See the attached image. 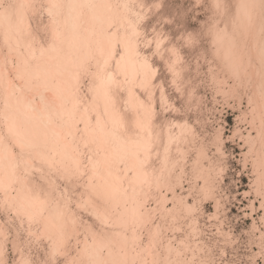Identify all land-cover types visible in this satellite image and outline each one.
<instances>
[{
  "label": "rangeland",
  "instance_id": "374dc122",
  "mask_svg": "<svg viewBox=\"0 0 264 264\" xmlns=\"http://www.w3.org/2000/svg\"><path fill=\"white\" fill-rule=\"evenodd\" d=\"M15 1L16 0H10V1L0 0V12H2L1 8L2 10H4L3 8H6V7L10 8L9 6H11V9L14 10V8L16 7V2L18 0L16 2ZM44 1L45 0H33V2L31 0L29 1L31 2L30 4L34 5L33 9L35 11L29 10L33 15L30 12L25 13L24 8L20 10L21 12L23 11L24 13L23 12L22 13L25 14L24 16H27L26 18L30 20L29 24H31L32 29H34L32 30L29 24L27 23L29 22V20L26 21V23H24V25L26 24L30 27L31 32L33 33V34L30 33L31 38L29 39L28 42L31 43L32 47L34 46L33 48H35V46L37 48L38 46L37 49L36 48L34 49L35 55L31 56L28 53L29 55L28 57V55L26 54L28 52L27 49H24L25 46L21 48L22 47L21 45H20L21 47L19 48V51L20 49H22L21 50L22 54L21 52L19 54L18 51L17 52L12 51L14 50L12 49L13 41L12 40L8 41V40L13 37H10L8 33L5 31V29L2 28V26L0 28L1 30L0 40L5 39L6 41L7 40L6 38L8 37L7 43H9V45L11 44L10 46L4 45L6 42H3L4 40L3 41L1 40L2 42L0 41V57H4L0 59L1 61H3L2 64L0 63V67L2 66L0 70L3 69L0 71V76H5V77L0 78V93H1L0 94V102H1L0 111L4 113L2 115V113L0 112V118L2 117L0 120V135H1L0 142L3 145L2 142H4V140L6 139L5 143L7 144L9 143V148H11V151H14L13 155L15 154L14 156H18L16 158L17 159L19 158L21 163L20 162L19 164L17 163L18 164L17 169L21 167L20 164H22L23 160L26 159V157H28L29 159V154L30 153L34 154V152H30V151L28 152L26 148V150L24 149L23 151L24 152L27 151L26 152L27 154H24L22 151H20L23 153L21 154L22 155L21 156L18 151L20 144L16 141V138H12L11 136L7 137L8 136L7 134H9L8 130L10 129L9 126L12 123L10 120L12 119L11 116L16 112L19 113V110L17 109L19 103L17 102V104H15L16 101L14 102L13 100H10V99L13 98L15 100V97L17 98L19 96L23 97L27 95L25 99L32 100L30 102L34 101L35 102L33 103L34 107L37 106L35 109L38 110V107H40L39 110L44 111V113L47 112V114H49L50 111L51 113H53L52 110L54 109V107H52L51 105H57V104H54L55 101H58L56 103L58 104L60 103V105L62 103L61 99L58 98L59 96L58 97L55 96L57 95L55 93L56 92L55 87L53 86V88L55 89L54 92H51L52 90H49V88H52V85H54L53 83L50 84L46 82V84L47 83L48 84L44 86L45 88L40 87V86H43L45 82L41 81L40 78H37V77L33 78L34 76L32 77L28 76L27 73L25 72L26 70L23 69V66H22L23 64L22 65L18 64V62L20 61L23 62V59L27 56L26 58H28V60L31 59L32 57L33 61H31L32 60L31 59L30 60L31 63L29 62L30 64H27L28 61L26 59L25 62L26 61L27 62L26 63L23 62V63L30 66L31 64H34V62L38 61L39 59H42L40 58V55L37 54L38 52H41V51L43 52L44 49L46 50L49 49V44L51 42L50 35H53L54 33V31H52L53 32L52 33L50 32V30L53 29L54 24L57 26V23H54L55 20H52V17L54 18L57 14L52 15L55 12L52 13L48 9L50 6L52 7L51 4L49 5L50 0H46L45 2ZM112 1L113 3L117 2L115 4V6L116 5L118 6V7L116 6L117 8H120L122 10L124 8L125 10H127L125 11V15L126 14L129 15V16L128 15L126 16L127 21L128 20L129 22L132 21L130 23V24H133L132 29H135L136 27V29L134 30L135 33H133L131 36H132V40L133 41L135 40L136 42V46L138 49L137 52L139 53V55L140 54L142 55V56L140 55L141 57H144V58L146 57L145 59L147 61L149 60L148 61L149 69L147 70L149 73L148 72H147L148 74L146 73L147 74L146 81L148 80L147 81L148 83L144 80H141L139 78L141 77V75L138 73L134 77V80L132 81L133 83L131 82L130 84V87H132L131 88L132 95H134L135 97V94H136V98L141 100L140 102L141 104L143 103L142 104L143 107L144 106L148 107V105L150 104L149 108L152 114L150 123L152 124L154 131L157 134V139L155 140L153 147L149 150V154L145 160V164L143 163L144 166L141 164L143 161L142 162L140 161L139 163L141 164V166H143L142 168L144 169H145V166L146 168L149 167L148 169L152 170L151 171L152 175L154 173V176H153L154 178H156L157 175H159L157 178L161 179L160 180L156 178V180H159V181L155 182L156 184L155 185L153 184L152 185L153 187L151 186L149 188L148 193L146 192L147 194L145 195H147V197L146 196L145 197L147 199L142 200L143 198H139L141 201L145 202V207L143 206V208L144 210L148 211V214H149L148 219H146L144 223L139 222L140 225L138 223H133L134 225L131 223H128V225L131 224L132 227H130V225L128 226L127 223L125 224L124 222H122L123 224H125L123 227V225H120V222H119V225L117 226L118 221L116 220L117 218L116 213L119 214V211L123 206L122 207L120 206L121 208L116 207L117 212H116V208H114V210L112 209L114 212L111 209L109 210L108 208V210H106V213L108 211L109 212L111 211L110 212L111 214L109 213L106 214L105 215L106 217L103 214H101L103 213V211L105 212V210H103L102 212L97 211V213L100 212L98 213L100 214L99 219H97L98 214L96 213V210L94 208L91 209V211H93L94 214L93 212L91 213L89 211L90 208H92V206L88 204L90 202H88L86 199L88 195L90 196L89 194L90 189H88L89 191H87L88 192L87 194V192L85 191L84 188H82V186L83 187L86 186V189H87L88 183L86 182H87L88 177L87 178L85 177L87 174L84 173V171L88 172L86 170L88 167L87 164L89 163L88 161L89 158L87 159V156L88 157L90 156V153H88L90 151L88 147L84 146L80 142V139H78L77 135L81 136L80 133H83L81 130L82 129L81 125H83V123L80 122L82 121L80 120V118L84 120L83 115L84 113L87 114L89 110L88 108H90V106L88 105L92 103L91 102L92 99L90 97L91 96L90 93L92 91L90 87H92V83H93V81L91 80L92 74L93 72L96 73L99 71V70L97 71L94 69L99 68L96 66L99 62L103 63L102 65L108 62L107 63V66H108L110 63L108 60H111V59H107V62L105 60L102 61L103 60L101 59L102 57H100L99 55L96 56L95 54L94 57H96L99 60V62L96 58L95 59L92 58L91 60L87 61V63L86 62L84 63V67L82 68V71L79 72L78 70L79 73L85 74L84 76H82L83 74L82 75L78 74L79 75L78 77L79 86L77 88L79 89H78V96H77L78 99L77 100H78L79 105H77V108L72 106L76 109H79L77 110V112L79 111V113H77L78 116H75L76 110L74 111V113H73V110L72 111L70 110L72 107L68 109L70 107V104H68L69 102L66 103V107L69 106L68 108L65 107V104L64 106L61 105L62 109L65 108V109L70 110L71 115L72 116L74 115V118H76V120L78 119L77 121L78 123L75 122V125H72L73 119H72V123H70L71 125L69 124L70 127H72L73 129L72 130L70 128L69 130L70 131L72 130L71 134H73V132L76 133V135L75 133L73 135L76 136L75 138L77 141L74 139L76 141L75 142L73 139H71L73 135L71 136L70 134H68L67 129L65 133H67L66 135H70L71 137L70 136L65 137V134H63L64 129L62 133L61 131L59 132L61 135L59 133L57 134L59 135V137L55 136V137H58L57 138L58 140H61L62 136L64 135L65 138L63 139L64 140L67 139V143L70 142L68 141L69 138L72 140L70 142L72 143L70 144V146L71 145L78 146L79 149L74 147V150L75 148L80 150V151L77 150L79 154L83 152L80 154V155L82 154L83 155L78 157L79 159H81L83 163L81 162L82 164H79L78 166L81 165L83 167V165L85 166V163H86L87 165L86 169L82 171L81 170L82 168L78 167L80 168L79 172L80 171L83 172V173L80 172L78 174L77 173L78 171H76L75 168L71 166L72 163H69L70 164L69 167L70 166L72 167L70 168L69 171L68 169H65V167L61 168L62 163L65 165V162L66 161L69 162L70 160L69 161L65 160V162L64 161L60 162L58 161V157L56 158L57 161L55 158H54L55 160H53L50 157H52L51 154L53 153L54 150L50 149V152L51 151L52 152L49 153V151L45 147L44 148L41 147L43 144L40 146L41 148L39 149L41 150L42 148L44 150L46 149L45 150L47 151L46 154H44L45 151H43L44 153L42 152L41 154H39V152L41 151L38 150L39 151L38 152L35 149L29 148V150H32V151L35 150V153L37 152L38 154H34V156H31L30 154V159H29L31 160V162L29 161L30 163L29 162L26 163V160H24L25 161L24 165L25 163L26 165L28 164V166L26 167L24 166L27 171L24 170L25 169L24 167H23L24 169H22V167L19 168L18 169L19 171L16 169V171L18 172V176L19 174H21L23 178L25 177L24 179L27 180L26 182H30L32 184L34 183V185H37V184L40 185V186L37 185L36 187L39 189V193L42 196V198L47 199V197L52 193L54 196V199L52 197V200H51L52 204L54 205L56 204L57 200L55 199H57V197H58V200L60 199V201H61V198L62 199L65 198L64 200L65 202L66 200H68L66 203L68 207H66L67 205L65 206L68 210L67 212H65L64 210V212L68 213L70 211L73 214L72 213L69 214L70 213L69 212L68 213L69 215L66 214L64 216L63 213H61L60 211L58 212H60L61 215L63 214V216L68 219H69V216L76 215L78 222H75V224L76 223L79 224V226L76 225V229L78 227L80 229H77V233H76L75 228H73V225H71L72 222H68L67 225H69L70 223L72 227V228L69 227L70 229L69 231L71 233L69 236L71 237L67 236L68 240L62 246V249H60V251L58 250V248L56 252L50 249V247H52L51 245L52 239L48 237L45 239L44 237H46V235L48 236L49 234H47L48 232L46 231L43 234L44 229L41 230L42 227H44L42 225L44 221L42 220L43 216L47 215L45 213V210L43 209L44 213L42 211L43 213V215H41L42 221L40 219L39 221L34 220L37 217L33 218V220L32 219L29 220L28 219L29 216L27 217L28 214L27 213H26L27 215L25 214L24 212L25 210H23V208H20L23 211V212L20 211L22 212L20 214H23V215L21 216L20 214H18L19 208L16 207V203H15V207L13 208L12 206L13 203H10V202L15 200L14 199L15 194L13 195V193H15L16 189L19 190L20 185L16 183L20 181L15 180L13 183V179H11L10 181L11 177L8 176L9 181L14 186L10 185L11 183H8L9 185H7V187L4 186L6 187L4 189L5 190L9 189V191L8 190L2 191L4 189L1 188L2 186H0V251L3 250L1 251L2 252L1 256L4 259L3 260L1 257V260L4 261L5 264H19L20 262L22 263L24 261L28 262L27 260L29 258L30 259L29 261L31 262H28V264H35V263L39 264L41 260H51L52 258L54 259L56 257V260L57 259L59 261L64 260L66 264L67 262H70V260L76 261L78 264H81L82 261L84 264H86L85 261L88 260L90 264H92L90 259H88L90 257L88 255L89 253L86 254L84 252L86 260L84 259V257H80V256H84L83 253H81L80 255V251H81L80 247H81L82 242L84 243V241H87V240L89 242H92L93 236H92V239L91 237H89L92 235V233L94 234V236H97L98 238L102 236L104 237L103 239L106 242L108 241L109 243L106 246H110L111 250L113 249L114 252L116 253L118 252L117 256L118 255L121 256L124 254L118 251V249L116 248L118 246L114 245L116 247H113L114 239H113V244H111L112 240L110 242V239H109L110 236H108V234L111 235L110 233L112 230H113L112 235L115 233H118L120 230L119 232L120 234L121 232H123L122 233L123 235L127 233L125 234V236L129 234H133V233L135 234L136 232L138 236V240L137 238L134 239L135 237H137L134 235L133 239L137 240V243L133 240L134 242L132 243L133 244L136 243V244L134 245V248H131L135 250L133 251L130 250V251H131V254H133L134 251L138 253L140 252L139 255L138 253H136L137 256L134 253V256L136 258L142 257L143 259L140 258L141 260H144V258L146 257L145 262L147 263L142 261V263L140 264H154L155 261L157 262L158 260L160 262H158L157 264H162V263L164 264L166 263L167 264H199V263L200 264H264V254H262L264 253V0H122L124 2H122L121 0H111V2ZM67 2L69 1L67 0ZM10 4L12 5L14 4L15 6L13 5L14 7L12 8V5ZM123 4H124V7H123ZM24 6L25 8L27 7L26 5ZM46 6H49V7H46ZM126 6L128 8H126ZM20 7H23L21 6V2L19 5V8ZM17 8H15V10ZM19 8L17 10H19ZM27 9H32V8H29L28 6ZM50 9L52 10V8ZM65 9L66 7H63V10ZM30 15L32 18L28 17ZM108 17L109 16H107V18ZM61 18L62 19L65 18L63 13H61ZM113 20L115 22L112 21L113 24H111L112 22L110 21V25H109L108 24L109 19H108L107 25H108V28L112 26V28L110 29L111 31L112 30L114 31V32L112 31L113 33H116L115 31H118V34H116L117 40H119L118 35H120L121 31L122 32L124 31L123 32L124 35H126V33L129 34L128 30L130 29L128 28L129 27L128 22H127L128 24H122L121 28H119V25H121L120 22L117 25V20H115V18ZM31 21L34 22L35 25ZM12 23L13 21L11 22V24ZM52 23L54 24L51 25L52 26L51 27L50 24ZM107 25L105 24L104 27L107 28L106 27ZM113 27L116 30H114ZM108 28L106 29V31L108 30L109 32H111ZM117 28L119 30H117ZM1 32L3 33V35ZM12 34L13 32L11 30V35ZM4 35H6L7 37ZM32 36L34 38H32ZM116 38L111 39V40L110 38H108L110 41L107 38L106 39L109 41V43L114 40L116 44L118 43L121 44L119 41L115 40ZM30 40L31 41L33 40V42H31ZM108 41L106 42L107 44H108ZM116 44L112 45V47L113 46H114L113 48L118 47L120 51L118 48H116L118 51L116 49L113 50V54L117 51L115 54L119 56L122 50L119 44L117 46ZM3 45L7 46L6 48L8 47L9 48L6 49ZM109 45H111V43ZM40 46L41 48H44V49L41 50L39 48ZM23 49L24 51L25 50L26 51L23 52ZM10 52L13 55V58ZM15 52L16 54L18 53L19 56L14 54ZM118 52H120V54H118ZM24 53H25V57L23 58ZM14 55H15V58H14ZM41 55L42 57H44L43 54ZM114 55H112L111 58H114ZM7 56L10 60L7 58ZM34 56L37 58L34 59ZM118 56L115 59H117ZM18 58L22 60L19 61ZM174 58H176L177 60L176 59L174 60ZM43 59L39 60V62L41 61L42 63ZM115 59H114V62H113V59L111 60L113 63L111 62L112 64L108 66L107 68L110 69L109 71L114 72L115 75L113 74V76L116 77L117 83H118L119 80L120 82L122 81V78H121L122 75L120 76V73L115 72V67H116ZM9 62L11 63L13 62L12 65H10ZM101 63L99 64L101 65ZM44 65H47V64H44ZM19 66L22 68H20ZM32 66L34 67V65ZM102 67L103 66H101L100 69H102ZM19 68L21 71H23L28 76V78H30L31 82H29V79L25 80L27 76L24 75V73H22L21 71H19ZM29 68H32V67H29ZM150 69H152L153 72L152 70L150 71ZM17 70L19 71V73H21L20 75L22 74L24 75L22 77L23 79L17 78V76H20ZM1 72H5V73L1 74ZM6 73L9 74V76ZM149 75H150V78H149ZM7 77H8V80L11 81L12 83H10L6 79ZM4 78H5V81H4ZM137 78H138V81H137ZM24 81L26 84L24 83ZM26 81H28V83ZM139 82L140 83L143 82L142 84L143 86L146 83L148 84V86L146 85L147 88L143 87L145 91L143 90L142 86L139 85ZM3 83L5 84L7 83V85L9 86L4 87L5 84ZM39 83H40V86H35V87L33 86V88L29 87L31 85H39ZM54 83L56 84L57 81ZM135 83L136 84L138 83V84L136 85ZM27 84H29V86H27ZM11 85L15 86L16 89L15 88H14L15 90L12 89L13 87ZM22 85L23 86L25 85V86L23 87ZM87 85L90 87H88ZM115 86H114V92L116 91L117 93L116 96L118 98L120 96L121 98V99L120 98L117 99V102H116L117 104L115 103L116 104L115 107L117 109L118 108L122 109V112L123 113L125 112V115L127 114L126 116L129 117L130 115H132L130 114V112L132 111L131 109H133L134 107L132 104L128 103V101L126 100L125 91L127 90L124 89L125 85L124 87L119 86V85L118 86L115 85ZM9 87H11L12 91L8 90ZM17 88H19L21 91ZM39 88L40 90L42 89L41 90L42 92L43 90H45L43 95L39 94V91H40ZM121 88L123 89L121 90ZM147 89H148V92H147ZM5 90H8L6 91L8 94L10 92L9 100L7 99L9 95H7L6 92H5L6 94L3 92ZM23 90L25 93L23 92ZM12 92H15L14 95H12ZM31 92L33 94L37 92L36 94H34L36 96L32 95ZM49 92L52 95H50ZM37 94L43 96V99L41 96L39 97ZM3 96H7V97H3ZM49 96L50 97L52 96L53 98H50ZM2 97L5 98V102ZM54 97H55V100H53ZM56 97L58 100H56ZM136 98L134 99L137 100ZM164 98L167 100V102H165L166 100ZM41 99L44 101H42ZM121 100L122 101L126 100L125 102L127 103L122 102ZM51 101L54 103H49ZM27 102L29 103V100ZM44 102H46V104L48 102L47 105L50 107V111H49V107L45 106L46 104ZM4 103H6V105ZM8 103H10L11 107L12 106L14 107V111H12L13 109L11 108V111L14 112V113L11 112L12 113L11 116L7 114L8 110H6L7 112L2 110L3 107L6 108ZM84 103L87 104L86 110L83 108H80V105L81 107L83 106L84 108L86 107ZM43 104L45 107H43ZM117 105L119 106L117 107ZM122 105H124L125 107ZM15 106H17V108ZM28 107L34 108L32 104H30V106L28 105L27 109ZM58 108H59L58 109V113H59L60 107ZM129 108H130V111H129ZM6 109H9V108H6ZM91 109L92 108H90V110ZM68 110L66 111L64 110V111L67 112L68 114L69 113ZM90 110L88 113H90V118H91V116H95V114L92 112L93 110L92 111ZM81 111H83V114H81L82 113ZM136 111L138 112L139 116H141L140 114L143 115L141 108H140V111H139V108ZM20 113L22 114L23 112H20ZM24 114L25 113H23L22 116ZM67 114H65L67 116L66 119L70 120V117ZM79 114L81 115V117L79 116ZM5 117L6 119L8 118L9 120L8 119L6 120ZM93 119L94 117H92V121ZM23 120H25V118ZM6 122L8 123L7 125H6ZM9 122L11 123L9 124ZM64 122H66V120ZM4 128L6 129V131ZM74 128H77V129L74 130ZM58 129L56 130L58 131ZM12 130L14 131L13 128ZM11 131H10V134L12 133L15 136L16 132L14 131L13 133V131L12 132ZM57 131L52 130L51 132H49L48 130L46 132L45 130L46 133H44V135H47L48 132H49L48 135H50V133L52 134V132H57ZM52 135L49 138H51L52 140L53 139L55 140V138H53ZM60 136H61V139H60ZM10 137L12 138L11 139L12 141H10ZM49 138H47V140ZM165 138H166V141H165ZM58 140H57V143L59 142ZM13 141H16V144L18 143L19 146L17 147L15 142ZM51 143L52 141H50L48 145L46 143L44 144H46L45 146H48L47 148H50L49 145ZM54 143H52L51 145H54V147L59 148L60 145L55 143L58 145L57 146ZM7 144L5 146L7 147L6 149L8 150ZM39 145L40 143L38 145L36 144L35 146L33 145L34 146L33 148H35L36 146L39 147ZM5 146H2V147H5ZM13 146L14 147L16 146L17 149L14 148ZM25 147L26 146L24 147L21 146L22 149ZM51 147L53 148V146ZM81 147H82V150H81ZM71 149L73 150V148ZM74 150L72 154L73 153L75 154L76 151ZM69 152L67 151V153ZM78 152L76 153L77 155H79ZM16 153H19V154H16ZM42 154L43 155L50 154L51 156L49 155L50 157L48 156L47 160H48V163L51 162L52 164L48 165L46 160H44L43 158L38 159L40 158L38 155L43 157ZM70 154L71 152L69 153V155ZM84 154H87V155H84ZM24 155L26 156L23 157ZM19 156L21 157V159ZM19 160H17V162ZM78 160L76 161V163L78 162ZM53 161H55V163ZM86 161H88V163ZM7 162L8 161L4 163H7ZM58 162L61 163V165ZM67 162L65 165L66 167H68ZM56 163H58L57 166H56ZM74 163H75V160L73 161V164ZM29 164H32L31 165L32 168H30ZM147 164H148V167H147ZM73 168L76 172L72 170ZM120 168H121V165H120ZM63 169L66 171V173L62 174V172L60 171L61 170L64 171ZM53 170L55 173L53 172ZM25 171L27 173H25ZM68 172H69V175L67 174ZM61 174L63 178H60ZM82 174H85V175L82 176ZM129 174H131V172H128V176H130ZM163 176H166V177H163ZM51 177L54 179H52ZM68 177H71V178L68 179ZM203 177H205L206 179ZM207 177L210 179H208ZM26 178H28L29 181ZM66 178L69 180L68 182ZM164 178L167 180L169 184L165 182ZM30 180H32L33 182ZM205 180L207 182H204V183L207 185L203 184V181ZM9 181L7 180V182ZM162 181L165 183L163 184ZM210 184L212 188L210 187V190H208ZM8 186H11V188ZM64 186L67 188V190L64 188ZM13 187L15 188L12 189ZM49 188L50 189L52 188V189L50 190ZM48 189L52 191L51 193H49V195H48V192H49ZM54 189H57V190H54ZM83 189L86 192V195L84 192H82ZM211 189L212 190L214 189L213 192H211L212 191ZM58 191L59 193H62V192L63 193L57 194ZM174 191L176 192L177 195L175 194ZM172 192H174L176 197L179 196V198L173 199L175 195L174 194L172 195ZM10 193L12 194V197H10L11 196ZM64 194L67 197H65ZM60 201H59V204L61 203ZM79 201L81 202V204L79 203ZM63 202L60 204L61 206L62 204H65V202L64 203ZM82 203L84 205H82ZM50 205L49 207H47L48 204H46L45 206L47 208V213L48 211H49L48 214H52L53 212L56 213V211L54 210L53 212L51 211ZM184 205L190 206V211L184 210L185 209ZM48 208L50 210H48ZM58 212L57 214L60 215V213ZM88 212H90V214ZM112 212L115 213L114 216ZM15 213H17L18 215H15ZM96 214H97L96 216L97 218L95 217ZM53 215L54 213L51 215V218H53ZM101 215L104 217L102 218ZM107 215H112L115 220H112L113 219L112 216H110L111 218L108 217L110 220H106L105 218H107ZM41 217L39 216L38 218H41ZM54 217L56 216L54 215ZM104 219H105V222L107 221V224L104 222ZM53 220H55V218ZM32 221H34L35 224ZM83 221H85V224ZM102 221L104 222L105 225L103 224ZM114 221H117L115 223L116 224L115 226H113ZM110 223L112 224L111 226L109 225ZM86 224H87V228H86ZM135 224H138V225H135ZM83 225L85 227L82 228L81 226ZM103 225L106 227H104ZM92 226L94 227V229ZM32 227L34 228V230ZM116 227L118 228L120 227L122 230L119 229L117 230L118 231L117 232L116 229L118 228ZM129 227L131 230L129 229ZM107 228L108 229L111 228V229L108 230ZM73 229L75 231L74 233L72 232ZM86 229H89L90 231L94 230V232L98 233V235H99V232L102 231V229L104 231L107 229L108 230V231L106 230L107 233L105 234L104 232V234L105 236L107 235L108 237L106 236L107 237L106 239V237L103 235L102 232H101V235L99 236L95 234L93 231L91 232L89 231L90 232L89 233L88 230ZM133 229H135L134 232H133ZM39 230L42 232H40ZM78 230L80 231V233H78L79 232ZM30 231L33 233H29ZM150 231H151V234H150ZM153 231H156L157 236L152 235ZM38 233H41V234H38ZM119 233L117 234V237L119 236ZM79 234H81L82 236ZM83 235L85 236L87 235L86 236L87 238ZM151 235H152V238H151ZM132 236L129 235L128 237H130L131 239ZM155 236L157 237V239ZM112 237L115 238L114 235ZM117 239L120 240L119 238ZM46 241L47 242L50 241V242L47 243ZM73 241H75V243ZM130 241H132V239ZM146 241L148 242L146 243ZM195 241L196 242L198 241V242L195 243ZM118 242L119 241H117V243ZM129 242H128V245L129 244L131 245L132 243H129ZM13 243L14 244L16 243V244L14 245ZM47 244L51 246L49 247ZM133 244L130 247H133ZM195 244L196 246L194 247ZM118 245H120V242ZM137 245L139 247L144 246L145 247V248L143 247L144 250L143 248L137 247ZM151 247H154V248L152 249ZM79 248H80V251H79ZM48 249H50L49 250L50 253L54 254L55 252L56 255L55 256H53V254L46 255ZM145 249L147 250L146 251L147 253H144ZM172 249L175 251H172ZM77 250L79 251V253L77 252ZM103 250H102L103 253H107L105 252L107 251L105 250V248ZM120 251L122 252V249H120ZM197 251H199V253ZM61 252L63 253L62 255L63 257H61V254H60ZM64 252L66 253V255H64L65 254ZM141 252H142V255H141ZM58 253L60 254V256ZM152 253L153 255L155 254L157 257L160 256L159 259L154 256L157 259L153 261V263H151L152 262L151 259L153 260L155 258H152L153 256ZM143 254H144V257H143ZM50 255H52L53 257H51ZM48 256H50L51 259H49L50 257ZM73 256L75 257V259H71L73 258ZM66 257L68 261L65 259ZM105 258L107 259V257ZM136 258L134 257L130 258V264H132L133 260H134L133 264H139L137 261H140V259L137 258L138 259L137 260ZM135 259L137 260L136 262H135ZM109 260L107 261L109 262ZM179 260L180 262H178ZM88 261H87V264H88ZM127 261L126 263L129 264V259Z\"/></svg>",
  "mask_w": 264,
  "mask_h": 264
},
{
  "label": "bare ground",
  "instance_id": "6f19581e",
  "mask_svg": "<svg viewBox=\"0 0 264 264\" xmlns=\"http://www.w3.org/2000/svg\"><path fill=\"white\" fill-rule=\"evenodd\" d=\"M10 1V0H9ZM17 1V0H16ZM15 1V2H16ZM30 0H18L17 2H19V3H17L16 2V7L15 8H17V6H18V8H19V5H20V2H21V6H23V7H20L19 8V10H15V8H14V10L13 9H11V6H9L10 8H3L4 10H2V8H1V11L2 12H0V28H1V26H2V28H4L5 29V31L8 33V35L10 36V37H13V38H11V39H9L8 40V37L6 36V35H4V36H6L7 38V40L8 41H13V47H12V49H14V50H12V51H18L19 52V54H20V52H21V54H22V49H20V51H19V48L21 47V48H23L24 46H25V48L24 49H27V55H28V53L32 56V55H35V53H34V49L36 48V46H35V48H33L32 47V45H31V43L30 42H28L29 41V39L31 38L30 37V33L31 34H33L32 32H31V29H32V27H31V24H29L30 23V20L29 19H27L26 17L27 16H24L25 14H23L20 10L21 9H23L24 8V11H25V13L26 12H30V11H35L33 8V6L34 5H32V4H30L31 2H29ZM32 2H33V0H31ZM46 1V0H45ZM44 1V2H45ZM69 2H67V0H50V3H49V5L51 4L52 5V7L50 6H46V7H49L48 9L52 12V13H54V14H52V15H55V14H57L54 18L52 17V20H55V22L54 23H57V26L54 24V23H52V24H50V26L51 25H53L54 24V26H53V29H51V27H50V32H52V31H54V33H53V35H50V44H49V49H48V47H47V49L48 50H46V49H44V48H41V46L39 47L41 50H43V52L41 51V52H38L37 54L38 55H40V58H45V59H43V61H42V63H41V61L39 62V60H42V59H37L38 61H36V62H38V63H36V62H34V64H31L30 66L29 65H27V64H30L31 62H30V60L31 61H33V58L31 57V59H29L28 60V58H26L25 57V53H24V56H23V62L24 63H26L27 61V64H24L22 61H20V60H22V59H19V61L20 62H18V64L20 65H22L23 66V69L24 70H26L25 72L27 73V75L28 76H34L33 78H40L41 79V81H43V82H45L44 83V85H43V83H42V85L43 86H40V83H39V85H31V86H29V84H27V86H29L30 88L32 87L33 88V86L35 87V86H40V87H44V86H46L48 83H53L54 85H52V88H53V86L55 87V89H56V94L57 95H55V96H59L58 98L59 99H61V105H63L64 106V104H65V107H66V103L67 102H69L68 104H70V107L68 108V107H66V108H68V109H70L72 106H74V107H76L77 108V105H79L78 104V98H77V96H78V89L79 88H77L78 86H79V84H78V77H79V75L78 74H81V73H79L80 71H82V68L84 67V63L86 62L87 63V61H89V60H91L92 58L93 59H95L96 57H94L95 56V54H96V56L97 55H99L100 57H102L101 59H103L102 61H106L107 62V59H113V62H114V59L118 56V55H116L115 53L118 51L116 48H118V47H116L118 44H116L115 43V41L113 40L112 42H110L111 43V45H109L110 43H109V41L111 40V39H114V38H116V34H118V31H115L116 33H113L112 31H111V29L110 28H112V26L110 27V28H108V25H107V23L110 25V21L112 22V21H114L113 19L115 18V20H117V25L119 24V22H120V24L121 25H119V28H121V26H122V24H128L129 25V29L130 30H128L129 31V34L128 33H126V35H124L123 34V32L121 31V33H120V35H118L119 36V40H117V38L115 39V40H117V41H119L121 44H119V46L121 47V54H120V52H118V54H120L119 56H118V58L117 59H115L116 61V67H115V72H117V73H120V76H121V78H122V81L120 82V80H119V84L117 83V79H116V77L115 76H113V74H114V72L113 71H109L110 69H108L107 67L108 66H110L113 62L111 61V60H108L110 63H109V65L107 66V63H105L104 65H102L103 63H101V62H99V60H98V62L99 63H101V65L98 63H96L97 65V67H99V68H97V69H94V70H99L98 72H96V73H94L93 72V74H92V81H93V83H92V87H90V86H88V87H90L91 88V93H90V91H89V93L91 94V99H92V103L91 104H89L88 106H90V108H92L91 110H90V108H88L90 111H92L94 114H95V116H91V118H90V113H88L89 112V110H88V112L87 111H85V112H87V114L86 113H84V120L82 119V118H80L81 117V115L79 114V118H80V120H82V121H80V122H82L83 123V125H81L82 127V132L83 133H80V135L81 136H78L77 135V137H78V139H80V142L84 145V146H86V147H88L89 148V151L90 152H88V153H90V156L88 157L87 156V159H88V161H89V163H88V161H86L88 164V167H87V165H86V163H85V166L83 165V167L80 165V166H78L79 164H82L83 162L81 161V159H79L78 157L79 156H82V155H80L81 153H83V152H81L80 154H79V152L78 151H80V150H78L79 148H78V146H74V145H71V146H73V147H71L70 146V144H72V143H70L72 140L71 139H75L76 140V133L75 132H73V134L75 133V135H73V134H71V132H72V127H70V123H72V119H73V123H72V125H75V122H77L78 121V119L76 120V118H74V115L72 116L71 115V112H70V110L72 111L73 110V113H74V111L76 110V115L75 116H78V114L77 113H79V111L77 112V110H79V109H76V108H74V107H72L70 110H68V109H65V108H63L62 109V107H61V105H60V103L58 104V103H56V102H58V101H55V103L54 102H49V103H54V104H57V105H51V104H49V105H51L52 107H54V109H56L57 110V112H56V110H54L53 108H51V109H53L52 110V112L53 113H51V111H50V107L47 105L48 104V102H47V104H46V102H44L46 105L45 106H47V107H49V114H47V112L46 113H44V111H42V110H39L40 109V107H38V110L37 109H35L37 106H35L34 107V104L33 103H35L34 101L33 102H30V101H32V100H30V99H25V97L27 96V95H25V96H19V97H15V100L12 98V99H10V92H9V94L6 92V91H8V90H11V87H9L8 88V90H5V91H3L4 93L6 92L7 93V95H9V97L7 98L8 100L10 99V100H13L14 102L16 101V103L15 104H17V102L19 103V105H18V108H17V106H15L18 110H19V113L18 112H16V113H14V112H12V111H14V107L12 106L11 107V105H10V103H8L7 104V106H6V108H9V109H6L5 107H3V109L2 110H4V111H6V110H8V112H7V114L8 115H10L11 116V114L12 113H14L11 117H12V119H10L11 120V122H9V124H10V129L12 130V128L14 129V131L16 132L15 133V136L11 133L10 134V129L8 130L9 131V134H7L8 136L7 137H9V136H11L12 138H16V141L20 144V146L18 145V143L16 144V141H13V142H15V144H16V146L18 147L19 146V153H20V155L21 154H27L26 152H24L23 150L25 149L26 150V148H27V150H28V152L30 151V152H34V154H38L37 152L35 153V150L36 151H41V152H39V154H41L43 151H45L46 149L49 151V153H51L50 152V149H52V150H54L53 151V153L51 154L52 155V157H50L51 155L50 154H47V155H43V157H41L40 155H38L40 158H38V156H37V158L38 159H44V160H46V162H47V164L48 165H50V164H52L50 161V163H48V160H47V157L49 156L50 158H52L53 160H55L57 157H58V161H64L65 162V160H70L69 162H67V166L68 167H66L65 165H66V162H65V165L62 163V165H61V163H59L60 165H61V168L63 167H65V169H68V171L70 170V168H72V167H74L75 168V170L76 171H78L77 173L79 174L80 172H82V171H84L85 169H86V167H87V171L89 172H86V171H84V173H86L87 175L85 176L86 178H87V182L86 183H88L87 184V189H86V186L85 187H83L82 186V188H84L85 189V191L87 192V191H89L88 189H90V196L88 195L87 196V201L88 202H90V203H88V202H86V203H88L89 205H91L92 206V208H90V212L92 213L93 211H91V209H95L96 210V213H97V211H103V210H105V212L103 211V213H101V214H103L104 216L106 215V214H111L109 211L106 213V210H108V208H109V210L111 209H113L114 210V208H116V207H118V208H121L122 206V208L120 209V211H119V214H117L116 213V215H117V218H116V220L118 221V224H117V226L119 225V222H120V225H123V227H124V225L127 223V225H128V223H131V224H133V223H138L139 224V222H145L146 221V219H148V211L147 210H144V208H143V206L145 207V202L144 201H141L139 198H143L142 200H144V199H147L146 197H147V195H145V194H147L148 193V190H149V188L154 184H156L155 182H158L159 180H156V178L159 176V175H157V177L156 178H154L153 176H154V173H153V175H152V170H150V169H148L149 167H148V164H147V167L148 168H146V166H145V169L144 168H142L144 165H143V163L145 164V160H146V158L148 157V154H149V150L153 147V145H154V142H155V140L157 139V134H156V132L154 131V128H153V126H152V124L150 123V119H151V116H152V114H151V111H150V108H149V105H148V107H143V103L141 104V100H139V99H137L136 98V94H135V97H134V95H132V90H131V88L132 87H130V84H131V82L134 80V77L139 73L140 75H141V77H139L141 80H144V81H146V78H147V74L149 73L147 70L149 69V65H148V61L144 58V57H141L140 55H139V53L137 52V46H136V42H135V40L133 41L132 40V34L133 33H135V29H136V27H135V29H132V27H133V24H130L131 22H129V20L127 21V18H126V16L128 15V14H126L125 15V11H127V10H125L124 8H123V10L122 9H120V8H117L116 6H115V4L117 3H113V1L111 2V0H68ZM122 1V0H121ZM35 2V1H34ZM51 2H53V3H51ZM115 2V1H114ZM122 2H124V1H122ZM12 3V2H11ZM42 3V2H41ZM40 3V4H41ZM119 3V2H118ZM15 4V3H14ZM13 4V5H14ZM32 6H30V5ZM127 4V3H126ZM10 5H12V4H10ZM12 5V8L15 6H13ZM24 5H26L27 7L29 6V8H32V9H27V7L25 8V6ZM36 5H37V3H36ZM39 5V4H38ZM48 5V4H47ZM53 6H54V8H53ZM2 7V6H1ZM38 7V6H37ZM63 7H66V9L65 10H63ZM121 7H122V5H121ZM123 7H124V4H123ZM50 8H52V10H54V11H52ZM126 8H128L127 6H126ZM26 9V10H25ZM133 9V8H132ZM28 10V11H27ZM30 10V11H29ZM36 10H38V9H36ZM49 10H48V12H49ZM16 11V12H15ZM36 12H38V11H36ZM31 13V12H30ZM61 13H63V15H64V19H62L61 18ZM128 13V12H127ZM32 14V13H31ZM29 15V14H28ZM33 15V14H32ZM37 15V14H36ZM51 15V16H52ZM23 16H24V18H23ZM38 16V15H37ZM50 16V15H49ZM107 16H109L108 18H107ZM129 16V15H128ZM28 17H31V15L30 16H28ZM40 17V16H39ZM32 18V17H31ZM51 18V17H50ZM106 18H107V20L109 19V21L107 22V20H106ZM113 18V19H112ZM27 19V20H26ZM36 19V18H35ZM112 19V20H111ZM13 21V23L11 24V22ZM29 20V22H27L28 24H29V26L31 27V29H30V27L28 26V25H24V23H26V21H28ZM32 22V21H31ZM52 22V21H51ZM115 22V21H114ZM128 22V23H127ZM33 24H34V22H32ZM49 23V22H48ZM47 23V24H48ZM46 24V25H47ZM105 24L107 25L106 27L111 31V32H109L108 30L106 31V29L107 28H105L104 26H105ZM111 24H113V22L111 23ZM35 25V24H34ZM114 25H115V23H114ZM113 25V26H114ZM116 25V26H117ZM131 25V26H130ZM56 26V27H55ZM116 26H115V28H116ZM36 27V26H35ZM118 27V26H117ZM4 29H2V30H4ZM55 29V30H54ZM113 29H114V27H113ZM11 30H12V32H13V34L11 35ZM32 30H34V29H32ZM36 30V29H35ZM39 30V29H38ZM114 30H116V29H114ZM117 30H119L118 28H117ZM1 31V30H0ZM49 31V30H48ZM4 32V31H3ZM5 32V33H6ZM34 32V31H33ZM2 33V32H1ZM48 33V32H47ZM109 33H111V34H109ZM49 34V33H48ZM2 35H3V33H2ZM35 35V34H34ZM42 35V34H41ZM135 35V34H134ZM133 35V36H134ZM38 36V35H37ZM36 36V37H37ZM51 36H53V37H51ZM2 37V36H1ZM39 37H41V36H39ZM48 37V36H47ZM3 38H5V37H3ZM32 38H34L33 36H32ZM51 38H52V40H51ZM108 38H110V40L108 41L107 39ZM136 39V38H135ZM3 42H6L4 45H8V46H10L9 45V43H7V40L5 41V39H1ZM0 40V41H1ZM42 40V39H41ZM1 41V42H2ZM31 41V40H30ZM108 41V44L106 43ZM116 41V42H117ZM160 41V40H159ZM31 42H33V40L31 41ZM41 42V41H40ZM48 42V43H49ZM113 42H114V44H113ZM10 43H12V42H10ZM3 44V43H2ZM42 44V43H41ZM116 44V48H113L112 47V45H115ZM3 45V46H4ZM21 45V46H20ZM35 45V44H34ZM38 45V44H37ZM44 45V44H43ZM138 45V44H137ZM159 45V44H158ZM2 47V46H1ZM5 48L7 47V46H4ZM31 47V48H30ZM9 48V47H8ZM8 48H6V49H8ZM18 49V50H16V49ZM37 48H38V46H37ZM36 48V49H37ZM45 48H46V46H45ZM24 49H23V52H25L24 51ZM117 50L114 54L116 55H114L113 54V50ZM119 49V48H118ZM171 49V48H170ZM11 51V50H10ZM119 51H120V49H119ZM171 51V50H170ZM169 51V52H170ZM7 52V51H6ZM16 52L14 53V54H16ZM158 52V51H157ZM176 52H177V50H176ZM9 53V52H8ZM40 53V54H39ZM2 54V53H1ZM6 54V53H5ZM10 54H11V52H10ZM19 54L17 53L16 55H18L19 56ZM41 54H43V56L44 57H42V55ZM171 54V53H170ZM175 54H177V53H175ZM231 54V53H230ZM12 55V54H11ZM112 55H114V58H111L112 57ZM22 56V55H21ZM143 56H144V54H143ZM5 57H6V55H5ZM11 57V56H10ZM28 57H29V55H28ZM39 57V56H38ZM171 57V56H170ZM1 58H4V57H0V59ZM7 58H8V56H7ZM12 58H13V55H12ZM14 58H15V55H14ZM37 57H35L34 56V59H36ZM9 59V58H8ZM17 59V58H16ZM27 59V61L25 62V60ZM172 59H173V57H172ZM176 58H174V60H175ZM10 60V59H9ZM8 60V61H9ZM170 60V59H169ZM177 60V59H176ZM178 60H179V58H178ZM1 61V60H0ZM7 61V62H8ZM94 61H96V60H94ZM147 61V62H146ZM166 61V60H165ZM2 62L3 61H1L0 63L2 64ZM5 62V61H4ZM22 62V63H21ZM30 62V63H29ZM43 62H44V64H47V65H44L43 64ZM112 62V63H111ZM175 62V61H174ZM10 63V65H12V63L11 62H9ZM33 63V62H32ZM41 63V64H40ZM173 63V62H172ZM93 64H95V63H93ZM171 64V63H170ZM32 65H34V67L32 66ZM86 65V64H85ZM92 65V64H91ZM17 66V65H16ZM15 66V67H16ZM93 66V65H92ZM95 66V67H96ZM101 66H103L102 67V69H100V67ZM106 66V67H105ZM173 66V65H172ZM2 67V66H1ZM0 67V68H1ZM5 67V66H4ZM20 67V66H19ZM29 67H32V68H29ZM95 67H93V68H95ZM105 67V68H104ZM20 68H22V67H20ZM20 68H19V71H21L20 70ZM107 68V69H106ZM112 68V67H111ZM150 68H151V66H150ZM171 68V67H170ZM18 69V68H17ZM1 70H3V69H1ZM0 70V71H1ZM78 70H79V72H78ZM152 69H150V71H151ZM169 70V69H168ZM5 71V70H4ZM10 71H11V69H10ZM12 71H13V69H12ZM15 71V70H14ZM18 71V70H17ZM19 71H18V73H19ZM29 71V72H28ZM84 71V70H83ZM87 71V70H86ZM22 73H24L23 71H21ZM89 72V71H88ZM92 72V71H91ZM90 72V73H91ZM148 72V73H147ZM152 72H153V70H152ZM4 74L5 72H1V74ZM147 73V74H146ZM7 74V73H6ZM5 74V75H6ZM21 73H19V75H20ZM83 74V73H82ZM81 74V75H82ZM151 74V73H150ZM8 76H9V74H7ZM6 75V76H7ZM13 75V74H12ZM24 75H26L25 73H24ZM23 74L22 75H20V76H17V74H16V76H17V78H22L23 76H24ZM26 75V76H27ZM81 75H80V77H81ZM85 74H83L82 76H84ZM90 75V74H89ZM115 75V74H114ZM28 76H27V78H25V80H27V79H29V82H31L30 81V78H28ZM117 76V75H116ZM139 76V75H138ZM153 76V75H152ZM1 77H5V76H0V78ZM118 77V76H117ZM120 78V79H121ZM149 78H150V75H149ZM7 80H8V77L6 78ZM13 79V78H12ZM23 79V78H22ZM39 79V80H40ZM139 79V80H140ZM152 79V78H151ZM1 80H3V79H1ZM20 80V79H19ZM38 80V79H37ZM85 80V79H84ZM140 80V81H141ZM4 81H5V78H4ZM9 81V80H8ZM8 81H6V82H8ZM52 81H54V82H56L57 81V83L55 84L54 82H52ZM83 81V80H82ZM137 81H138V78H137ZM143 81V82H144ZM148 81V80H147ZM146 81V82H147ZM10 83H12L11 81H9ZM27 83H28V81H26ZM46 82H48L47 84H46ZM143 82L142 83H140L139 82V85H141L142 86V88L143 87H146L147 88V86H148V82L146 83V84H144V86L142 85L143 84ZM149 82H150V80H149ZM2 83V82H1ZM24 83H25V81H24ZM91 83H90V85H91ZM116 83V84H115ZM123 83H124V85H125V87H124V85H123ZM133 83V82H132ZM3 84H5V83H3ZM26 84V83H25ZM49 84V85H50ZM136 84V83H135ZM138 84V83H137ZM136 84V85H137ZM2 85V84H1ZM84 85V84H83ZM115 85H119V86H123L124 87V89L125 90H127V91H125L126 92V100L128 101V103H130V104H132L133 105V109H131L132 111L130 112V114H132V115H130L129 117H127L126 115H125V112L123 113L122 112V109H120V108H116L115 107V105L117 104L116 102H117V99H119L120 98V96H119V98L116 96L117 95V93H116V91L114 92V86ZM128 86V88H127V86ZM147 85V86H146ZM4 86V85H3ZM7 86H9V85H7V83L5 84V86L4 87H7ZM12 86V85H11ZM23 86V85H22ZM21 86V87H22ZM25 86V85H24ZM23 86V87H24ZM140 86V87H141ZM13 88L12 89H14L15 88V86H12ZM17 87V86H16ZM20 87V86H19ZM28 87V88H29ZM48 87H50V86H48ZM48 87H46V88H48ZM87 87V88H88ZM116 87V86H115ZM135 87V86H134ZM25 88H27V87H25ZM38 88V87H37ZM36 88V89H37ZM45 88V87H44ZM43 88V89H44ZM52 88H49V90H52L51 92H54V88L52 89ZM117 88V87H116ZM162 88V87H161ZM5 89H7V88H5ZM16 89V88H15ZM14 89V90H15ZM17 89H19V88H17ZM123 88H121V90H122ZM13 90V91H14ZM20 90V89H19ZM29 90H31V89H29ZM29 90H27V91H29ZM39 90H40V88H39ZM38 90V91H39ZM42 90V89H41ZM40 90V91H41ZM87 90H89V89H87ZM115 90H117V89H115ZM143 90L145 91V89L143 88ZM162 90V89H161ZM12 91V90H11ZM21 91V90H20ZM39 91V94H44V91L45 90H43V92L41 93ZM2 92V91H1ZM23 92H24V90H23ZM32 92H34V91H32ZM31 92V93H32ZM135 92V91H134ZM147 92H148V89H147ZM162 92V91H161ZM160 92V93H161ZM5 93V94H6ZM14 93L15 92H12V95H14ZM20 93V92H19ZM25 93V92H24ZM37 92H35L34 94H36ZM50 93V92H49ZM55 93H53V94H55ZM87 93V92H86ZM152 93V92H151ZM1 94V93H0ZM4 94V95H5ZM27 94V93H26ZM28 94H30V93H28ZM33 93H32V95H34ZM115 94V95H114ZM119 94V93H118ZM22 95V94H21ZM38 95V94H37ZM50 95H52L51 93H50ZM92 95H93V97H92ZM18 96V95H17ZM34 96H36V95H34ZM39 97L41 96V95H38ZM37 96V97H38ZM48 96V95H47ZM149 96V95H148ZM153 96V95H152ZM3 97H7V96H3ZM2 97V98H3ZM29 97V96H28ZM27 97V98H28ZM42 97V99H43V96H41ZM50 97V96H49ZM57 97H56V100H58L57 99ZM125 97H124V99H125ZM50 98H53L52 96L50 97ZM134 98H136L137 100H135ZM166 98V97H165ZM164 98V99H165ZM4 99V102H5V98H3ZM17 99V100H16ZM41 99V100H42ZM121 99V98H120ZM29 100V103L27 102ZM35 100V99H34ZM44 100H45V98H44ZM44 100H42V101H44ZM53 100H55V97H54V99ZM70 100V101H69ZM126 100H124V101H122V102H125ZM148 100V99H147ZM166 100V99H165ZM47 101V100H46ZM49 101V100H48ZM60 101V100H59ZM119 101V100H118ZM10 102V101H9ZM40 102V101H39ZM80 102V101H79ZM87 102V101H86ZM89 102V101H88ZM151 102V101H150ZM165 102H167V100L165 101ZM1 103V102H0ZM41 103V102H40ZM43 103V102H42ZM116 103V104H115ZM125 103H127V102H125ZM5 105H6V103H4ZM30 104H32V106L34 107V108H32V107H28V109H27V106L29 105L30 106ZM85 104V103H84ZM120 104H121V102H120ZM145 104V103H144ZM12 105H13V103H12ZM36 105V104H35ZM40 105H42V104H40ZM76 105V106H75ZM86 105V107L84 108V106L83 107H81V105H80V108H83V109H85L86 110V108H87V104H85ZM126 105V104H125ZM128 105V104H127ZM161 105V104H160ZM4 106V105H3ZM44 106V104H43V107H45ZM119 105H117V107H118ZM121 106V105H120ZM122 106H124V105H122ZM43 107H41V108H43ZM47 107H46V109H47ZM58 107H60V110H59V113H58ZM79 107V106H78ZM125 107V106H124ZM131 107V106H130ZM11 108L13 109L12 111H11ZM127 108H128V106H127ZM139 108V111H140V108L142 109V113H143V115L142 114H140L141 116H139L138 115V112L136 111L137 109ZM1 109V108H0ZM16 109V110H17ZM125 109V108H124ZM15 110V111H16ZM17 110V111H18ZM35 110V111H34ZM66 110H68L69 111V113L67 114V112H65ZM3 111V112H4ZM47 111V110H46ZM124 111V110H123ZM126 111H128V110H126ZM129 111H130V108H129ZM1 113H2V111H0ZM10 112V113H9ZM12 112V113H11ZM20 112H23V113H25L23 116H22V114L20 113ZM60 116H58L56 113ZM82 113L81 114H83V111H81ZM18 113V114H17ZM72 113V114H73ZM140 113V112H139ZM4 113H2V115H3ZM19 114H21V115H19ZM65 114H67L69 117H70V120H67L66 118H67V116L65 115ZM70 114V115H69ZM8 115H6V116H8ZM86 115V116H85ZM64 116V117H63ZM72 117V118H71ZM92 117H94V119H93V121H92ZM2 118V117H1ZM1 118H0V120H1ZM25 118V120H23ZM4 119V118H3ZM5 119H6V117H5ZM8 119V118H7ZM6 119V120H7ZM9 120V119H8ZM66 120V122H64ZM3 122V121H2ZM2 122H1V124H2ZM78 123V122H77ZM8 123L6 122V125H7ZM70 124V125H69ZM77 126V125H76ZM75 126V127H76ZM9 127H7V128H9ZM12 127V128H11ZM74 127V126H73ZM6 128V127H5ZM4 128V129H5ZM59 128V129H58ZM72 129L71 131L69 130V129ZM56 129H58V131L56 130ZM62 129V130H61ZM63 129H64V131H63ZM66 129L68 130L67 131V133L68 134H70L71 136L73 135V137H71L70 135H66L67 133H65L66 132ZM75 129H77V128H74V130ZM45 130H46V132L49 130V132H51L52 130L53 131H57V132H52V134L50 133V135H48L49 134V132L47 133V135H44V133H46L45 132ZM51 130V131H50ZM4 131V130H3ZM5 131H6V129H5ZM4 131V132H5ZM13 131V130H12ZM11 131V132H12ZM14 131H13V133H14ZM61 131V133H62V131H63V134H65V137H67V136H70L71 137V139L69 140L68 139V141H70V142H68L67 143V139H63V138H65L64 137V135L62 136V139H61V136H60V139L61 140H58L57 138L59 137V135H57L59 132ZM78 131V130H77ZM70 132V133H69ZM79 132V131H78ZM6 133H8V132H6ZM56 134V135H55ZM60 134V133H59ZM78 134V133H77ZM51 135H52V137L53 138H55V140H54V142L55 143H57V140L59 141L57 144L58 145H60L59 146V148H57V147H54V145H51L52 143H54L53 142V140L51 139V138H49V137H51ZM61 135V134H60ZM47 136V137H46ZM55 136H58V137H55ZM0 137H1V135H0ZM10 137V141H12L11 138ZM170 137V136H169ZM173 137V136H172ZM175 137V136H174ZM4 138V137H3ZM47 138H49L48 140H47ZM178 138V137H177ZM175 139V138H174ZM1 140V139H0ZM6 140V139H5ZM5 140H4V142H2L3 143V145L1 144V142H0V186H2L1 188H6L7 187V185H9L8 183H11L10 181H11V179H13V183H14V181L15 180H17V181H20V182H15L16 184H19L20 185V188H19V190L18 189H16L15 190V193H13V195L15 194V197H14V199L15 200H13V199H11V200H13V201H9L10 203H13V205L12 204H10V205H12L13 206V208L15 207V203H16V207H18L19 209H18V214H20V213H22L23 211L20 209V208H23V210H25L24 212H25V214L27 215V217L29 216V220L30 219H32L33 220V218H35V217H41V215H43V213H44V211H43V209L45 210V213L47 214V215H45V216H43V219H42V217L41 218H35L34 220H38L39 221V219L41 220H44L43 221V226L44 227H42V229L41 230H43L44 229V231H43V234H44V232L46 231V232H48L47 234H49L48 236L46 235V237H44L45 239L48 237V238H51L52 239V242H51V245H52V247H50L49 246V244H47L49 247H50V249H52L53 251H55L56 252V250H57V248H58V250L60 251V249H62V246L67 242V236H69L71 233H70V229H69V227H71V225H73V228H75V231H76V233H77V229H80L79 227L76 229V225H78L79 226V224L78 223H76L75 224V222H78V219H77V216L76 215H74V216H69V219L68 218H65L64 216L67 214V215H69V214H71L72 212H68V213H65V212H67V208L66 207H68V205L66 204L67 203V201L68 200H66V202L64 201L65 200V198L64 199H62L61 198V201H60V199L58 200V197H57V199H55V200H57V202H56V204L54 205V204H52L51 202V200H52V197H53V199H54V196H53V194L51 193L52 191H50L49 189V192H48V195H49V193H51L48 197H47V199H45V198H42V196L40 195V193H39V189L36 187L37 185H34V183L32 184V183H30V182H26L27 180H25L24 178H23V176L21 175V174H19V176H18V172L16 171V169H17V165L19 164V162L21 163V161L19 160V158L17 159L16 157H18V156H14L13 155V152L14 151H11V148H9V143L7 144V143H5ZM15 140V139H14ZM74 140V141H75ZM170 140V139H169ZM49 141V142H48ZM50 141H52V143L49 145L50 146V148H47L48 146H45L46 144L48 145L49 143H50ZM77 141V140H76ZM75 141V142H76ZM79 141V140H78ZM165 141H166V138H165ZM12 142V143H13ZM4 143H5V145L7 144L8 145V150L6 149L7 147L4 145ZM40 143V145H39V147H35V148H33L36 144L38 145ZM44 143H46V144H44ZM54 143V144H55ZM22 144H24V145H22ZM44 146H43V145ZM57 144H55V145H57ZM78 144V143H77ZM81 144V145H82ZM12 145V144H11ZM34 145V146H33ZM42 145V146H41ZM57 145V146H58ZM75 145H76V143H75ZM80 145V146H81ZM2 146H5V147H2ZM16 146L14 147V148H16ZM21 146L22 147H24V146H26L25 148H21ZM45 147L46 149L44 150L43 148H42V150L41 149H39V148H41V147ZM51 146H53V148L51 147ZM83 146V147H84ZM10 147H12V146H10ZM74 147H76V148H78V149H76L75 148V150H74ZM29 148H31V149H35V150H29ZM36 148H38V149H36ZM71 148H73V150L74 151H76L75 152V154L73 155L72 154V152H73V150L71 149ZM10 149V150H9ZM17 149V148H16ZM21 149V150H20ZM84 149V148H83ZM13 150V149H12ZM71 150V151H70ZM78 150V151H77ZM81 150H82V147H81ZM20 151H22V152H20ZM67 151L69 152H71V154L69 155V153H67ZM78 152V154L79 155H77L76 153ZM19 153H16V154H19ZM44 153V152H43ZM47 153V151H45V153L44 154H46ZM31 154V153H30ZM30 154H29V159H30ZM34 154L32 153L31 154V156H34ZM72 155V156H71ZM84 155H87V154H84ZM89 155V154H88ZM22 156V155H21ZM26 155H24L23 157H25ZM28 156V155H27ZM36 156V155H35ZM44 156H46V157H44ZM20 157V156H19ZM74 158V159H72V158ZM86 157V156H85ZM33 158V157H32ZM36 158V157H35ZM55 158V159H54ZM71 158V159H70ZM20 159H21V157H20ZM28 159V157H26V159H24V160H26V163H28L29 161L31 162V160H29ZM61 159H63V160H61ZM78 160V162L76 163V161ZM86 159V158H85ZM17 160H19L18 162H17ZM23 160V159H22ZM23 160V162H22V164H20L21 165V167H22V169H24L26 166H28V164L26 165V163H25V165H24V161ZM50 160V159H49ZM75 160V163L73 164V161ZM6 161H8L7 163H4V162H6ZM43 161V160H42ZM56 161H57V159H56ZM80 161V162H79ZM85 161V160H84ZM140 161L142 162L141 164L143 165V166H141V164H139L140 163ZM29 162V163H30ZM54 163H55V161H53ZM82 162V163H81ZM18 163V164H17ZM58 163H56V166H57V164ZM69 163H72L71 164V166L69 167ZM5 164V165H4ZM23 165V166H22ZM30 165V168H32V164H29ZM55 165V164H54ZM120 165H121V168H120ZM25 166V167H24ZM123 166V167H122ZM21 167H19V168H21ZM24 167V168H23ZM53 167V166H52ZM55 167V166H54ZM78 167H80V168H82L81 170L82 171H80L79 172V170H80V168H78ZM18 168V169H19ZM29 168V167H28ZM60 168V169H61ZM74 168L72 169V170H74ZM17 169V170H18ZM52 169V168H51ZM55 169V168H54ZM147 169V170H146ZM24 170H26V168L24 169ZM59 170V169H58ZM64 170V169H63ZM74 170V171H75ZM19 171V170H18ZM27 171V170H26ZM25 171V173H27ZM29 171V170H28ZM75 171V172H76ZM53 172H54V170H53ZM60 172H62V174L63 173H66V171L64 170V171H60ZM128 172H131V174H129L130 176H128ZM29 173V172H28ZM55 173V172H54ZM72 173V172H71ZM70 173V174H71ZM83 173V172H82ZM163 173V172H162ZM62 174H61V176H60V178H63L62 177ZM68 175H69V172L67 173ZM73 174V173H72ZM156 174V173H155ZM204 174V173H203ZM77 175V174H76ZM83 175H85V174H82V176ZM163 175V174H162ZM161 175V176H162ZM8 176H10L11 178H10V181H9V179H8ZM82 176H80V177H82ZM156 176V175H155ZM205 176V175H204ZM19 177H20V179H19ZM27 177V176H26ZM65 177V176H64ZM84 177V178H85ZM163 177H166V176H163ZM52 178V177H51ZM69 178H71V177H68V179ZM74 178V177H73ZM77 178V177H76ZM203 178H205V177H203ZM208 178V177H207ZM26 179H28V178H26ZM52 179H54V178H52ZM65 179V178H64ZM67 179V178H66ZM67 179V182L69 181ZM157 179H160V178H157ZM165 179V178H164ZM206 179V178H205ZM208 179H210V178H208ZM7 180L9 181V182H7ZM46 180V179H45ZM161 180V179H160ZM28 181H29V179H28ZM30 181H32V180H30ZM65 181V180H64ZM82 181V180H81ZM164 181V180H163ZM162 181V183L164 184L165 182H167V180L165 179V182H163ZM212 181V180H211ZM33 182V181H32ZM53 182H55V181H53ZM66 182V181H65ZM71 182H73V181H71ZM161 182V181H160ZM204 182H207L206 180L205 181H203V184H205ZM21 183V184H20ZM68 184V183H67ZM70 184V183H69ZM81 184V183H80ZM167 184H169L168 182H167ZM177 184V183H176ZM213 184V183H212ZM10 185H13L12 183L10 184ZM18 185V186H19ZM53 185V184H52ZM84 185V184H83ZM205 185H207V184H205ZM4 186H6V187H4ZM14 186V185H13ZM38 186H40V185H38ZM54 186V185H53ZM63 186V185H62ZM72 186V185H71ZM159 186V185H158ZM157 186V187H158ZM170 186V185H169ZM204 186V185H203ZM8 187H10L11 188V186H8ZM50 187V186H49ZM153 187V186H152ZM155 187V186H154ZM206 187V186H205ZM210 187L212 188V186H211V184H210V186H209V188H208V186H207V188H208V190H210ZM15 187H13L12 189H14ZM54 188H56V187H54ZM64 188L67 190V188L64 186ZM70 188V187H69ZM69 188H68V190H69ZM81 188V189H82ZM12 189H11V191H12ZM47 189V188H46ZM46 189H45V191H46ZM59 189V188H58ZM73 189V188H72ZM71 189V190H72ZM84 189H83V191L82 192H84L85 193V195H86V192L84 191ZM9 191V189H4V190H2V191ZM54 190H57V189H54ZM70 190V191H71ZM170 190V189H169ZM212 190V189H211ZM214 190V189H213ZM213 190L211 191V192H213ZM206 191V190H205ZM67 192V191H66ZM72 192V191H71ZM147 192V193H146ZM175 192V191H174ZM174 192H172V195L174 194ZM210 192V191H209ZM8 193V192H7ZM46 193H47V191H46ZM55 193V192H54ZM63 193V192H62ZM62 193H59V191H58V193L57 194H62ZM65 193V192H64ZM206 193V192H205ZM56 194V193H55ZM87 194H88V192H87ZM175 194H176V192H175ZM174 194V195H175ZM212 194V193H211ZM11 195V196H10ZM10 197H12V194L10 193ZM52 195V196H51ZM71 195V194H70ZM177 195V194H176ZM176 195L173 197V199H177V198H179V196L178 197H176ZM8 196V197H9ZM51 196V197H50ZM57 196V195H56ZM61 196V195H60ZM64 196L65 197H67L65 194H64ZM69 196V195H68ZM76 196V195H75ZM141 196V197H140ZM143 196V197H142ZM146 196V197H145ZM71 197V196H70ZM145 197V198H144ZM215 197V196H214ZM163 198V197H162ZM45 199V200H44ZM73 199V198H72ZM74 200V199H73ZM80 200V199H79ZM82 200H84V199H82ZM216 200H217V198H216ZM16 201V202H15ZM59 201L62 203L63 201L65 202V204H62V206L59 204ZM75 201V200H74ZM81 201V200H80ZM79 201V203L81 204V202ZM178 201V200H177ZM63 202V203H64ZM70 202V201H69ZM68 202V203H69ZM76 202V201H75ZM217 202V201H216ZM74 203V202H73ZM84 203V202H83ZM82 203V205H84ZM46 204H48V206L47 207H49V205H50V207H51V211L53 212V210L54 211H56V213L55 212H53L54 213V215L56 216V217H54V215H53V218H51V215L53 214L52 212V214H48L49 213V211H48V213H47V208L45 207L46 206ZM72 204V203H71ZM76 204H78V203H76ZM76 204H74V205H76ZM123 204V205H122ZM182 204V203H181ZM185 204V203H184ZM67 205V206H66ZM66 206V207H65ZM90 206V207H91ZM121 206V207H120ZM124 206H126V207H124ZM78 207V206H77ZM76 207V208H77ZM80 207V206H79ZM113 207V208H112ZM66 208V209H65ZM184 210H186V211H190V206H185L184 205ZM16 209V208H15ZM69 209H70V207H69ZM78 209V208H77ZM48 210H50L49 208H48ZM64 210H65V212H64ZM84 210V209H83ZM112 210V211H113ZM17 211V210H16ZM16 211H14V212H16ZM20 211H22V212H20ZM42 211H43V213H42ZM58 211H60L61 213H63L64 214V216H63V214L61 215V213L60 212H58ZM85 211V210H84ZM57 212L58 213H60V215L59 214H57ZM77 212V211H76ZM86 212H87V210H86ZM90 212H88L89 214H90ZM114 212V211H113ZM112 212V213H113ZM116 212H117V208H116ZM98 213H100V212H98ZM97 213V214H98ZM17 213H15V215H18ZM59 215V216H57V215ZM73 214V213H72ZM86 214V213H85ZM93 214H94V212H93ZM92 214V215H93ZM97 214L95 215V217L97 216ZM21 216L23 215V214H20ZM115 215V213H113V216ZM25 216V215H24ZM76 216V217H75ZM102 216V215H101ZM104 216H102V218L104 217ZM110 216H112V215H107V218H105L106 220H110L108 217H110ZM113 216H112V218H113ZM73 217H74V219L76 218L77 219V221H76V219L74 220L73 219ZM99 217H100V214H98V218L97 219H99ZM106 217V216H105ZM17 218H18V216H17ZM21 218V217H20ZM55 218V220H53ZM66 220H65V219ZM80 218H81V216H80ZM111 218V217H110ZM27 219V218H26ZM95 219V218H94ZM96 219V220H97ZM101 219V218H100ZM105 219H104V222H105ZM41 220V221H42ZM80 220V219H79ZM83 220V219H82ZM89 220V219H88ZM112 220H115L114 218L112 219ZM37 221V222H38ZM41 221H40V223H41ZM86 221V220H85ZM85 221H83L84 222V224H85ZM117 221H114V224H113V226H115L116 224V222ZM21 222V221H20ZM25 222V221H24ZM27 222V221H26ZM33 223H34V221H32ZM68 222H72V224L70 225V223H69V225H67V223ZM80 222V221H79ZM82 222V223H83ZM87 222V221H86ZM98 222H100V221H98ZM103 222V221H102ZM104 222H103V224H104ZM122 222H124L125 224H123ZM28 223V222H27ZM30 223V222H29ZM74 223V224H73ZM106 224H107V221L105 222ZM122 223V224H121ZM23 224V223H22ZM21 224V225H22ZM25 224V223H24ZM31 224V223H30ZM29 224V225H30ZM35 224V223H34ZM33 224V225H34ZM87 224H89V223H87ZM87 224H86V228H87ZM131 224H129L130 225V227H132L131 226ZM138 224H135V225H138ZM41 225V224H40ZM105 225V224H104ZM103 225V226H104ZM110 226L112 225L111 223L109 224ZM128 225V226H129ZM134 225V224H133ZM140 225V224H139ZM68 226V227H67ZM101 226V225H100ZM100 226H99V228H100ZM38 227V226H37ZM82 228L83 227H85L84 225L83 226H81ZM93 227V226H92ZM91 227V228H92ZM102 227V226H101ZM104 227H106V226H104ZM103 227V228H104ZM121 227V226H120ZM118 228V227H116V228H118V229H116V231L117 230H119V229H121V228ZM127 227V226H126ZM125 227V228H126ZM130 227H129V229H130ZM33 228V227H32ZM36 228V227H35ZM40 228V227H39ZM72 228V227H71ZM91 228H89V229H91ZM113 228V227H112ZM27 229V228H26ZM29 229V228H28ZM37 229V228H36ZM85 229V228H84ZM83 229V230H84ZM89 229H86V230H88V232L90 231ZM93 229H94V227H93ZM108 229V228H107ZM106 229V230H107ZM111 228H109L108 230H110ZM114 229H115V227H114ZM127 229V228H126ZM125 229V230H126ZM136 229V228H135ZM135 229H133V232H134V230ZM155 229V228H154ZM33 230H34V228H33ZM38 230V229H37ZM85 230V231H86ZM100 230V229H99ZM104 231L103 229H102V231H100L99 232V235H101V232L103 233V235L105 236V234L107 233V231ZM122 230V229H121ZM131 230V229H130ZM194 230V229H193ZM31 231H32V229H31ZM29 232V233H33V232ZM40 231V230H39ZM74 231V229L72 230V232L74 233L75 232ZM79 231V230H78ZM82 231V230H81ZM91 231H93L94 232V230H91ZM90 231V232H91ZM129 231V230H128ZM38 232V231H37ZM36 232V233H37ZM40 232H42V231H40ZM87 232V231H86ZM89 232V233H90ZM104 232H105V234H104ZM118 232V231H117ZM119 232H120V230H119ZM118 232V233H119ZM132 232V231H131ZM132 232V233H133ZM73 233H72V235H73ZM78 233H80V231L78 232ZM83 233V232H82ZM95 233V232H94ZM109 233H110V231H109ZM112 233H113V230L111 231V235H109L108 234V236H110L109 237V239H110V242H111V240H112V243L111 244H113V239H114V244H113V247H116V246H118V247H116L117 249H118V251L120 252V253H122V254H124V255H118L117 256V253L116 252H114V250L112 249L111 250V247L110 246H106L107 244H109L108 243V241L106 242L103 238L104 237H100V238H98L97 236H94V234L92 233V235L91 234H89V235H91V236H89V237H91V239H92V236H93V241L92 242H89L88 240V242L87 241H84V243L82 242V244H81V251H80V248H79V251H80V255H81V253H83V255H84V252L87 254V253H89L88 255L90 256L88 259H90V261L92 262V264H127L128 263V259H129V264H130V258H136L135 256H134V253H135V255L137 256V254L136 253H138V252H136V251H134V253L133 254H131V251L130 250H135V249H131V248H134V245L137 243V240H138V236H137V234H136V232H135V234L133 233V234H129V235H133L132 236V241H130L131 239H130V237H128L129 235H126L125 236V234H127V233H125L124 235L122 234L123 232H121V234L119 233V236L117 237V234L118 233H115V234H113L114 236H115V238H116V240L117 241H119L120 242V245H118L119 244V242L117 243V241L115 240V238L114 237H112L113 235H112ZM130 233V232H129ZM38 234H41V233H38ZM84 234V233H83ZM85 234H87V233H85ZM95 234H97L98 235V233H95ZM150 234H151V231H150ZM45 235H43V236H45ZM78 235V234H77ZM79 235H81V234H79ZM98 235V236H99ZM121 235V236H120ZM134 235L135 236H137V237H135L134 239H136L137 238V240H134L133 239V237H134ZM153 236L154 235H156L157 236V234H156V231H153V234H152ZM152 235H151V238H152ZM39 236V235H38ZM75 236H76V234H75ZM82 236V235H81ZM83 236H85V235H83ZM87 236V235H86ZM85 236V237H86ZM107 236V235H106ZM105 236V237H106ZM107 236V237H108ZM155 236V237H156ZM40 237H42V236H40ZM69 237H71V236H69ZM107 237H106V239H107ZM112 237V238H111ZM126 237V238H125ZM32 238V237H31ZM37 238V237H36ZM87 238V237H86ZM117 238H119L120 240H118ZM150 238V239H151ZM42 239V238H41ZM74 239V238H73ZM81 239V238H80ZM80 239H79V241H80ZM108 239V240H109ZM130 241H128V240ZM154 239V238H153ZM156 239H157V237H156ZM49 240V239H48ZM85 240V239H84ZM136 242V243H132V242H134V241ZM148 240V239H147ZM155 240V239H154ZM171 240V239H170ZM76 241V240H75ZM75 241H73L74 243H75ZM78 241V240H77ZM116 241V242H115ZM149 241V240H148ZM148 241H146V243L148 242ZM159 241V240H158ZM161 241H162V239H161ZM35 242V241H34ZM47 242V241H46ZM48 242H50V241H48ZM47 242V243H48ZM86 242V243H85ZM128 242L129 243H132L133 244V247H130L131 245L129 244L128 245ZM155 242V241H154ZM160 242V241H159ZM183 242V241H182ZM198 242V241H197ZM196 241H195V243H197ZM70 243V242H69ZM90 243V244H89ZM116 243V244H115ZM143 243H144V241H143ZM170 243V242H169ZM14 244V243H13ZM16 244V243H15ZM14 244V245H15ZM29 244V243H28ZM38 244V243H37ZM71 244V243H70ZM154 244V243H153ZM183 244V243H182ZM39 245V244H38ZM76 245H77V243H76ZM106 247H105V246ZM114 245H116V246H114ZM140 245V244H139ZM155 245V244H154ZM184 245H186V244H184ZM18 246V245H17ZM47 246V247H48ZM75 246V245H74ZM130 248H129V247ZM142 246V245H141ZM144 246H145V244H144ZM144 246H142V247H139L138 245H137V247H139V248H143ZM151 246V245H150ZM168 246V245H167ZM167 246H166V248H167ZM172 246V245H171ZM196 246V244L194 245V247ZM199 246V245H198ZM16 247V246H15ZM14 247V248H15ZM76 247V246H75ZM110 247V248H109ZM112 247V248H113ZM147 247V246H146ZM20 248V247H19ZM43 248V247H42ZM87 248V249H86ZM89 248V249H88ZM105 248V250H107V251H105V252H107V253H103V249ZM136 248V247H135ZM145 248V247H144ZM144 248H143V250H144ZM152 249L154 248V247H151ZM171 248V247H170ZM2 249V248H1ZM41 249V248H40ZM50 249H48V251L50 250ZM120 249H122V252L120 251ZM151 249V250H152ZM169 249V248H168ZM179 249V248H178ZM184 249V248H183ZM19 250H21V249H19ZM44 250V249H43ZM52 250H51V252H52ZM103 250V251H102ZM198 250V249H197ZM1 251H3V250H1ZM0 251V260H1V252ZM13 251H15V250H13ZM12 251V252H13ZM48 251H47V253H46V255L48 254H53V253H50V251H49V253H48ZM58 251V252H59ZM79 251L77 250V252L79 253ZM113 251V252H112ZM138 251V250H137ZM147 250L145 249V251H144V253H147L146 252ZM154 251V250H153ZM165 251H167V250H165ZM172 251H175V250H173L172 249ZM179 251V250H178ZM200 251V250H199ZM199 251H197L198 253H199ZM41 252V251H40ZM54 252V253H55ZM152 252V251H151ZM170 252V251H169ZM45 253V252H44ZM65 253V252H64ZM116 253V254H115ZM140 253V252H139ZM139 253H138V255H139ZM166 253V252H165ZM194 253V252H193ZM59 254V253H58ZM61 254V257H63L62 255H63V253L61 252L60 253ZM60 254H59V256H60ZM70 254V253H69ZM103 254H105V255H103ZM171 254V253H170ZM177 254V253H176ZM21 255H23V254H21ZM25 255V254H24ZM64 255H66V253L64 254ZM88 255H86V256H88ZM107 255V256H106ZM133 257H132V256ZM141 255H142V252H141ZM152 255H153V253H152ZM51 257H53L52 255H50ZM50 256H48V257H50ZM75 256V255H74ZM73 256V258H71V259H75V257ZM146 256V255H145ZM157 257L155 254L152 256V258H155V257ZM167 256V255H166ZM169 256V255H168ZM25 257V256H24ZM29 257V256H28ZM43 257V256H42ZM51 257L49 258V259H51ZM80 257H84V259L86 260V257H85V255L84 256H80ZM105 257H107V259L105 258ZM143 257H144V254H143ZM174 257V256H173ZM190 257V256H189ZM21 258V257H20ZM37 258H38V256H37ZM46 258V257H45ZM44 258V259H45ZM59 258V257H58ZM138 258V257H137ZM136 258V259H137ZM141 259H143L142 257H140ZM140 258H138V259H140ZM158 259L160 258V256L159 257H157ZM157 258H155V259H151V263H153V261H155ZM163 258V257H162ZM161 258V259H162ZM181 258V257H180ZM201 258V257H200ZM2 259H3V257H2ZM19 259V258H18ZM53 259V258H52ZM54 259H56V257L54 258ZM66 260H67V257L65 258ZM69 259V258H68ZM92 259V260H91ZM110 259V260H109ZM135 259V262L138 260H136ZM140 259V261H137L139 264L140 263H142V261H146L145 259H146V257L144 258V260H141ZM160 259V260H161ZM167 259V258H166ZM168 259H169V257H168ZM176 259V258H175ZM196 259V258H195ZM4 260V259H3ZM22 260V259H21ZM30 259L28 258V262H31V261H29ZM58 260V259H57ZM107 260H109V262L107 261ZM133 260V259H132ZM150 260V259H149ZM163 260V259H162ZM193 260V259H192ZM200 260V259H199ZM2 261V260H1ZM24 261V260H23ZM40 261V260H39ZM62 261V260H61ZM64 261V260H63ZM68 261V260H67ZM70 261H72V260H70ZM79 261V260H78ZM88 261V260H87ZM87 261H85V263L87 264ZM126 261H127V263H126ZM19 262V261H18ZM28 262H20L21 264H28ZM65 262V261H64ZM95 262V263H94ZM133 262H134V260L132 261V264H133ZM143 262V263H144ZM158 262H160L159 260L156 262L155 261V263L154 264H157ZM166 262H167V260H166ZM170 262V261H169ZM175 262V261H174ZM174 262H172V263H174ZM178 262H180V260L178 261ZM194 262V261H193ZM192 262V263H193ZM19 263V264H20ZM82 263H83V261H82ZM81 263V264H82ZM145 263H147V262H145ZM162 263V262H161ZM36 264V263H35ZM78 264V263H77ZM84 264V263H83ZM88 264H90V262L88 261ZM162 264H164V263H162ZM167 264V263H166ZM200 264V263H199Z\"/></svg>",
  "mask_w": 264,
  "mask_h": 264
},
{
  "label": "snow or ice",
  "instance_id": "6c2138e0",
  "mask_svg": "<svg viewBox=\"0 0 264 264\" xmlns=\"http://www.w3.org/2000/svg\"><path fill=\"white\" fill-rule=\"evenodd\" d=\"M264 254V253H262ZM54 256L56 255V253L53 254ZM0 264H5L4 261H0ZM39 264H66V262L64 261H59V260H56V259H51V260H41L39 262ZM67 264H77L76 261H70V262H67Z\"/></svg>",
  "mask_w": 264,
  "mask_h": 264
}]
</instances>
